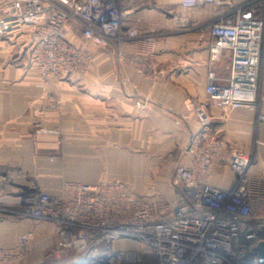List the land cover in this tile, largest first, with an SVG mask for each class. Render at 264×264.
<instances>
[{"label":"crops","instance_id":"obj_1","mask_svg":"<svg viewBox=\"0 0 264 264\" xmlns=\"http://www.w3.org/2000/svg\"><path fill=\"white\" fill-rule=\"evenodd\" d=\"M223 10L183 6L179 0H135L123 28H135L140 36L119 43L122 59L88 44L93 59L80 81L43 78L14 60L12 41L0 38V206L20 208L38 191L59 194L67 181L121 178L130 190L167 200L183 192L173 181L174 168L188 161L184 152L201 129L190 102L205 99L210 70L219 83L230 75L228 50L218 61L210 58V23ZM133 58L150 62L154 72L139 73L142 63ZM209 112L208 132L252 155L249 173L261 194L251 206L264 220V122L243 108L222 111L209 104ZM208 179L229 189L236 175L222 164L212 167ZM33 228L32 253L8 264H60L53 222L0 212V248L12 247Z\"/></svg>","mask_w":264,"mask_h":264},{"label":"built area","instance_id":"obj_2","mask_svg":"<svg viewBox=\"0 0 264 264\" xmlns=\"http://www.w3.org/2000/svg\"><path fill=\"white\" fill-rule=\"evenodd\" d=\"M134 2L9 0L0 5V38L12 41L14 60L35 68L43 78L80 81L93 59L88 44L122 59L119 43L140 36L135 28H123ZM179 2L225 8L210 23V58L218 61L226 50L231 58L226 82L219 83L210 70L205 99L190 102L201 129L184 152L188 161L174 168L173 181L183 192L167 200L130 190L124 180L114 178L65 182L59 194L38 191L20 208L0 206L1 213L57 224L54 254L60 264H264L253 251L264 238V220L251 206V199L261 194L258 180L249 173L253 157L208 132L209 104L222 111L248 109L264 122V0ZM140 63L139 73L154 72L150 62ZM222 164L236 175L229 189L208 179L212 167ZM35 235L33 228L20 234L12 247L0 248V264L31 254Z\"/></svg>","mask_w":264,"mask_h":264},{"label":"water","instance_id":"obj_3","mask_svg":"<svg viewBox=\"0 0 264 264\" xmlns=\"http://www.w3.org/2000/svg\"><path fill=\"white\" fill-rule=\"evenodd\" d=\"M253 251L257 254L260 262L264 263V238L261 239L254 247Z\"/></svg>","mask_w":264,"mask_h":264},{"label":"rangeland","instance_id":"obj_4","mask_svg":"<svg viewBox=\"0 0 264 264\" xmlns=\"http://www.w3.org/2000/svg\"><path fill=\"white\" fill-rule=\"evenodd\" d=\"M87 74H88V73H87ZM53 133H56V132H53ZM67 182H69V181H67ZM3 214H9V213H4V212H3Z\"/></svg>","mask_w":264,"mask_h":264}]
</instances>
